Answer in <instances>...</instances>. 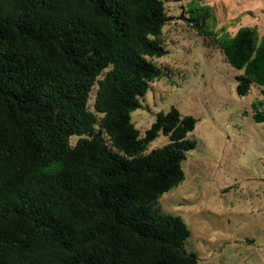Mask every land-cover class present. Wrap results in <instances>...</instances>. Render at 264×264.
Listing matches in <instances>:
<instances>
[{
	"label": "trees",
	"instance_id": "1",
	"mask_svg": "<svg viewBox=\"0 0 264 264\" xmlns=\"http://www.w3.org/2000/svg\"><path fill=\"white\" fill-rule=\"evenodd\" d=\"M207 9L189 10L193 28ZM168 20L163 0H0V264H197L158 204L197 118L171 106L142 135L130 116L163 73ZM217 42L238 95L264 87V33Z\"/></svg>",
	"mask_w": 264,
	"mask_h": 264
},
{
	"label": "rangeland",
	"instance_id": "2",
	"mask_svg": "<svg viewBox=\"0 0 264 264\" xmlns=\"http://www.w3.org/2000/svg\"><path fill=\"white\" fill-rule=\"evenodd\" d=\"M163 1L169 16L161 34L166 53L153 59L163 73L150 83L144 107L132 111L131 120L143 135L156 112L175 106L197 122L188 133L196 146L182 162L185 178L158 204L186 222L185 249L198 255L197 264H264V121L253 119L264 108V87L253 84L238 95L239 71L217 42L241 26L255 27L260 37L264 0ZM201 6L208 15L196 29L189 10ZM92 102L93 94L91 109ZM167 141L160 133L148 149Z\"/></svg>",
	"mask_w": 264,
	"mask_h": 264
}]
</instances>
